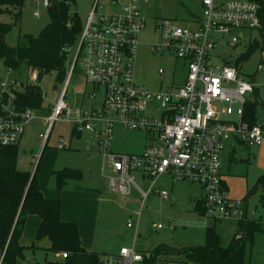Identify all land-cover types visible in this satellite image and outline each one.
<instances>
[{
    "label": "built area",
    "instance_id": "1",
    "mask_svg": "<svg viewBox=\"0 0 264 264\" xmlns=\"http://www.w3.org/2000/svg\"><path fill=\"white\" fill-rule=\"evenodd\" d=\"M142 2L94 0L71 52L72 62L58 100L44 117L45 130L40 137L46 144L59 121L71 124L76 132L93 133L103 160L111 169L108 185L115 194L130 196L137 190L144 202L153 192H158L167 201L169 193L156 189L155 183L158 177L168 174L174 181L193 182L203 187L204 197L200 202L204 218L212 222L246 219L245 200L232 198L223 181L222 152L231 132L240 135L249 147L262 144L261 125L250 124L244 118L246 104L253 100L257 84L244 75L235 60L221 55L216 60L213 52L222 44L237 45L246 30H258L260 5L254 0H200L203 11L195 19L196 26L182 25L174 18H157L154 27L157 40L152 48L181 59L186 76L181 84L153 91L138 84L134 72L139 34L148 22L142 14ZM42 5L48 8L50 0H42ZM34 15L38 17L40 12L35 11ZM76 66L91 85L87 97L95 99L101 95L98 107L71 108L65 101ZM160 74L165 76L163 69ZM37 80L38 72L34 71L32 85ZM14 85L20 83L15 80L10 86L1 83L9 96L8 102L2 105L4 115L0 118L2 147L20 144L27 125L40 117L41 108L21 111L14 108L13 90H18ZM235 112L239 123L228 118ZM116 124L147 132L149 141L143 152L113 150ZM65 147L61 138L58 148ZM145 179H149L147 189L138 182ZM138 224L139 220L130 221L128 226L137 230ZM67 257V252L61 253V258ZM142 261L143 254L133 244L121 247L115 256H105L98 264Z\"/></svg>",
    "mask_w": 264,
    "mask_h": 264
},
{
    "label": "rangeland",
    "instance_id": "2",
    "mask_svg": "<svg viewBox=\"0 0 264 264\" xmlns=\"http://www.w3.org/2000/svg\"><path fill=\"white\" fill-rule=\"evenodd\" d=\"M93 2L94 0H77L76 4L71 7L72 12H78L84 22L92 9ZM35 11L40 12L38 17L34 15ZM202 11L200 0H143L142 14L148 22L139 34V44L134 58L135 79L138 84L158 91L184 81L186 76L184 62L170 53H158L152 48V43L157 40V33L154 29L155 22L157 18L177 15L182 25H190L193 18L202 16ZM0 20L7 23L12 22L8 13L0 14ZM49 20L48 10L42 5V0H28L23 9L20 23L6 37L7 43L14 46L21 35H38ZM237 32L236 30L235 33ZM245 34L244 38H241L235 46L222 44L216 48L213 52L214 58L221 55L229 59H237L248 48L250 36L251 40L258 37V30H246ZM263 55L264 52L261 49L256 50L248 60L242 62L241 70L249 79L256 77L258 94H253L252 99L258 97L259 101L264 103ZM218 59L216 58V60ZM160 69L164 70V77L160 74ZM14 80L22 83L19 86L14 85L18 89L27 84L32 85L31 72L25 65H22L18 70L8 71L3 61L0 60V97L2 91L6 89L1 86V83H7V86H10ZM34 85H39L44 93L43 108L38 113L40 117L27 125L28 139L26 138V142L22 143L19 148L18 168L33 171L34 156L42 154L37 179L44 195L60 198L61 203L68 200L71 207H74L75 197L85 199L76 202V208L82 211L77 217L83 220L80 229L84 247L96 251L115 252L119 251L122 246H132L135 229L128 227L127 224L130 221L137 222L138 219L139 227L135 238L136 250L146 256H150L158 246L163 244L172 248L205 244L206 229L214 223L202 217L196 210L198 200L204 197V189L200 185L184 181H176L172 184L167 177L162 178L159 188L172 194L171 201L167 202L157 194L150 195L143 202L137 191H134L130 196L110 193L106 177L109 168H105V173L103 172V157L95 151L89 154L85 151L83 154L78 152V149L70 148V137L66 133L68 126L66 122L62 121L56 123L54 133L48 140L46 150L43 151L37 130L39 131L41 128V131L44 132L45 127L41 117L46 113L44 110L58 100L63 85L56 81L54 72L38 79ZM90 89L91 85L86 83L82 71L77 67L71 76L65 101L71 108H83L84 101L85 105L90 102L86 95ZM99 96L101 97V95ZM228 118L237 123L240 121L236 112ZM256 118L262 123L258 124L263 129L264 137V104L262 103L258 105ZM60 134H65L67 144V148L63 150L57 147ZM234 135L235 133H229L225 141L223 171L227 174L230 195L237 200H242L249 193L257 178L264 174V140L261 151L262 145L249 148L246 143L240 142L242 141L240 135ZM148 141L146 131L132 130L117 124L114 128L112 148L115 152L138 153L143 150ZM65 167L79 169L83 177L81 180H70L69 185L59 191L53 172ZM138 182L143 189H147V186H144L139 180ZM78 186L85 188L83 191L85 195L78 193L76 190ZM80 205L83 208H78ZM247 217L260 219L262 230L255 232L253 239L248 241L245 264H264V190L261 189L248 198ZM237 222V219H223L215 223L223 246L229 245L236 232ZM158 225H162V227L160 228ZM93 239L97 241V244L93 243ZM56 255L51 250L27 249L24 264L44 263L55 259ZM155 264L195 263H187L183 257L170 253L160 255Z\"/></svg>",
    "mask_w": 264,
    "mask_h": 264
},
{
    "label": "trees",
    "instance_id": "3",
    "mask_svg": "<svg viewBox=\"0 0 264 264\" xmlns=\"http://www.w3.org/2000/svg\"><path fill=\"white\" fill-rule=\"evenodd\" d=\"M28 0H0V14L8 13L12 22L0 20V60L8 71L18 70L22 65L29 72H38V79L56 73V81L63 84L72 62L71 52L77 45L83 27V20L78 12H72V5L77 0H50L47 8L49 22L38 35L24 34L16 45H9L7 35L21 21L23 9ZM260 5L261 27L258 37L249 43L248 48L235 64L241 70L242 62L248 60L258 49L264 51V0H254ZM77 67V66H76ZM13 106L21 111L26 108L39 109L43 106L42 89L39 85H24L22 90H13ZM9 99L8 92L2 91L0 97V118L4 115L3 104ZM260 104L254 99L246 104L244 118L250 123L257 122L256 111ZM19 144L0 146V263L24 264L25 251L39 247L33 242L23 246L20 242L26 219L30 214H37L40 225L36 240L47 238L54 253L67 252V258H55L37 264H98L105 256L86 250L81 243L80 228L77 222L65 221L61 217V199L46 197L37 179V171L18 168ZM58 190L64 189L70 180H81L79 169L65 167L55 170ZM264 186V174L259 177L249 193ZM196 209L201 214L202 206L198 201ZM214 223V222H213ZM216 223V221H215ZM215 223L206 229V242L202 246H183L172 248L158 246L150 256L143 254L141 264H155L160 255L176 254L187 263L195 264H245L246 245L253 239L255 232L262 230L257 219H241L237 231L228 246L221 244V235Z\"/></svg>",
    "mask_w": 264,
    "mask_h": 264
},
{
    "label": "crops",
    "instance_id": "4",
    "mask_svg": "<svg viewBox=\"0 0 264 264\" xmlns=\"http://www.w3.org/2000/svg\"><path fill=\"white\" fill-rule=\"evenodd\" d=\"M201 3V2H200ZM192 14V13H191ZM167 17V16H166ZM201 17V16H200ZM200 17H198V18H200ZM167 18H174V19H176V20H178V21H180L178 18L179 17H177V15H175V16H169V17H167ZM195 19H196V17L195 18H193V20L191 21V23H190V25L191 26H196L197 24H198V22L197 21H195ZM181 22V21H180ZM255 38H253L252 40H251V36H250V40H249V43L250 42H252L253 40H254ZM264 52V51H263ZM263 57H264V55H263ZM15 80H17V79H15ZM253 80H255V82H256V77L253 79ZM18 82V81H17ZM20 83V82H19ZM20 84H22V83H20ZM257 84V83H256ZM23 89V87L21 88V89H18V90H22ZM257 90H258V86H257V89H256V92H255V94H258L257 93ZM258 98V97H257ZM89 100H90V102L88 103V104H86L85 105V101L83 102V104H82V106H83V108H85L86 110H88V109H92V108H96V107H98L100 104H101V97L100 96H98L97 98H95V99H90V98H88ZM254 100V99H253ZM252 100V101H253ZM260 103H262V104H264L261 100H260ZM42 108H43V106H42ZM41 108V109H42ZM51 108H52V106H50L48 109H45L44 111L46 112L45 113V115H43L42 117H41V120H42V124L44 125V127H45V119H44V117L46 116V115H48L49 113H50V111H51ZM41 109L39 110V113L41 112ZM257 110H258V107H257ZM257 112V111H256ZM257 124L258 123H260L258 120H257V122H256ZM260 124H262V123H260ZM259 124V125H260ZM117 125V124H116ZM56 126V125H55ZM67 131H66V133H67V135L70 137V142H69V147L70 148H75V149H78L77 151L78 152H81V153H83V154H85V151H87L88 152V154L89 153H93V151H95V153H97V154H99V155H101L102 156V154H101V152H100V150H99V147H98V142H97V138H96V136L93 134V133H91V132H89V131H87V130H85L84 132H76V131H74L73 130V128H72V126H71V124H69V123H67ZM27 128H28V126L26 127V130H25V133H24V135H23V137H22V139H21V142H20V144H19V148H20V146H21V144L22 143H24V142H26V138L28 139V137H27V134H28V130H27ZM54 129H55V127H54ZM54 129L52 130V132H51V134H50V137H49V139L51 138V136H52V134L54 133ZM42 129L41 128H39V131L37 130V133H38V137H39V139H40V141H41V143H40V145H41V147H42V150L43 151H45L46 150V147H47V144H48V141H47V143L46 144H44V142H43V140L41 139V137H40V133H42V131H41ZM141 130V129H140ZM142 131H144V130H142ZM87 132V133H86ZM86 134H88V135H86ZM234 136H237V135H234ZM64 139V141H65V134H60L59 135V140H58V143H59V141H60V139ZM228 138V135H227V137H226V139ZM236 138V140H237V137H235ZM48 139V140H49ZM226 139H225V141H226ZM225 141H224V150H223V152H222V174H223V181H224V183H225V185L227 186V188H228V190H229V194H230V189H229V186H228V184H227V174H226V172H224L223 171V168H224V163H223V159H224V152H225ZM240 142H242V143H244L243 141H240ZM58 143H57V147H58ZM65 144H66V141H65ZM147 144H148V142H147ZM147 144L144 146V148L147 146ZM247 145V144H246ZM262 145V144H261ZM261 145H257V146H261ZM248 146V145H247ZM257 146H254V148L255 147H257ZM249 147V146H248ZM67 148V144H66V147L64 148V149H66ZM144 148H143V150H144ZM249 148H252V147H249ZM59 149V148H58ZM261 151H262V149H263V145L261 146ZM60 150H63V149H60ZM143 150H141L140 152H138V153H141V152H143ZM103 157V156H102ZM41 159H42V154H41V156L40 155H36V156H34V163H35V166H34V170L32 171L33 173L36 171V169H37V167H38V165H40V162H41ZM32 161V162H33ZM231 163V162H230ZM109 168V173H107L106 174V177H107V179H108V175L111 173V169H110V167L107 165V164H105V162H104V160H103V172L105 173V168ZM38 169H39V167H38ZM31 171V170H30ZM105 175V174H104ZM263 175V174H262ZM262 175H260L259 177H261ZM164 177H167L168 179H169V181H171L172 182V184H174L176 181H174L172 178H171V176L170 175H168V174H164V175H161L160 177H158V179L156 180V183H155V187H156V189H158V190H162V189H160L159 187H160V184H159V182H160V180L162 179V178H164ZM259 177L257 178V180L255 181V183L253 184V186H255L256 185V183H257V181H258V179H259ZM70 182V181H69ZM69 182L67 183V185H69ZM141 182H142V184H144V186H149V179H145V180H141ZM183 182V181H182ZM184 182H187V181H184ZM190 183H193V182H190ZM197 184V183H196ZM66 185V186H67ZM199 185V184H198ZM65 186V187H66ZM172 186H174V185H172ZM201 186V185H200ZM252 186V187H253ZM40 187H41V185H40ZM64 187V188H65ZM202 187V186H201ZM251 187V188H252ZM203 188V187H202ZM173 189V188H172ZM264 190V186H262V187H260V188H258L256 191H255V193L257 192V191H259V190ZM41 190H42V187H41ZM63 190V189H62ZM76 190L78 191V193H81V194H83V195H85V192H83V191H85V188H81L80 186H78L77 188H76ZM108 190H109V188H108ZM80 191H82V192H80ZM134 191H137V190H134ZM133 191V192H134ZM42 192H43V190H42ZM138 192V191H137ZM168 192V191H167ZM110 193H113V192H111L110 191ZM139 193V192H138ZM169 193V196H170V199L169 200H167V201H171V199H172V194L170 193V192H168ZM44 194V193H43ZM113 194H115V193H113ZM140 194V193H139ZM152 194H157L159 197H160V195L158 194V192H153ZM151 194V195H152ZM254 194V193H253ZM115 195H117V194H115ZM132 195V194H131ZM46 196V195H45ZM231 196V195H230ZM46 197H48V196H46ZM232 197V196H231ZM48 198H52V197H48ZM149 198V197H148ZM147 198V199H148ZM161 198V197H160ZM203 198V197H202ZM202 198L200 199V200H202ZM233 198V197H232ZM248 194H246L245 195V197L243 198V200L245 199V202H246V206H247V213H248ZM162 199V198H161ZM235 199V198H234ZM78 200H85V199H80L78 196L77 197H75L74 198V201H73V205H74V207H71L70 205H69V203H68V200H66L64 203H61V217H62V219L63 220H65V221H74V222H77L78 223V225H79V228H81V225H82V223H83V220L81 219V218H79V217H77V215H79V213H82V211H79L76 207H77V205H76V202L78 201ZM163 200V199H162ZM200 200H198V201H200ZM163 201H165V200H163ZM166 201V202H167ZM78 208H83V206L82 205H80V207H78ZM75 209H76V211H75ZM197 210V209H196ZM201 215V214H200ZM202 216V215H201ZM203 217V216H202ZM250 219V218H249ZM253 219H257V220H259V222H260V219H258V218H253ZM139 220V219H138ZM221 220H223V219H221ZM221 220H217L216 221V223L218 222V221H221ZM239 221V220H238ZM40 222H41V219H40V217L37 215V214H30L28 217H27V219H26V223H25V227H24V231H23V234H22V236H21V240H20V242H21V244L23 245V246H29V245H31L33 242H35L36 243V245L39 247L38 249H46V248H49L50 247V241L47 239V238H43V239H41V240H36V234H37V231H38V228H39V225H40ZM133 222H135V221H133ZM138 222V221H137ZM215 223V222H214ZM128 225V224H127ZM237 225H238V222H237ZM129 227V226H128ZM138 227H139V224H138ZM130 228H134L135 229V237H134V242H133V244L135 245V238H136V235H137V233H138V229L136 230V228L135 227H130ZM236 231H237V227H236ZM236 233V232H235ZM80 234H81V229H80ZM235 235V234H234ZM233 235V236H234ZM32 240V241H31ZM31 241V242H30ZM81 243H82V245H83V240H82V236H81ZM93 243L94 244H97V241L95 240V239H93ZM132 244V245H133ZM84 247V246H83ZM123 247V246H122ZM135 247H136V245H135ZM183 247V246H182ZM86 250H88V251H91V252H96V253H99V254H102V256H104V255H107V256H110V255H112V256H115L119 251H115V252H113V251H96V250H94V249H91V248H87V247H84ZM178 248V247H177ZM120 250V249H119ZM62 253V252H61ZM61 253H56L57 255H56V258H61ZM135 263H142V262H134L133 264H135Z\"/></svg>",
    "mask_w": 264,
    "mask_h": 264
}]
</instances>
